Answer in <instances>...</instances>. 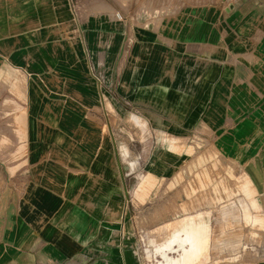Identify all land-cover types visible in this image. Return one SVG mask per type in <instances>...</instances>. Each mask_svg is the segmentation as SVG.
I'll use <instances>...</instances> for the list:
<instances>
[{
	"label": "crops",
	"instance_id": "1",
	"mask_svg": "<svg viewBox=\"0 0 264 264\" xmlns=\"http://www.w3.org/2000/svg\"><path fill=\"white\" fill-rule=\"evenodd\" d=\"M126 24L150 26L130 64ZM223 170L247 251L209 263L264 264V0H0V264H190L220 221Z\"/></svg>",
	"mask_w": 264,
	"mask_h": 264
},
{
	"label": "rangeland",
	"instance_id": "2",
	"mask_svg": "<svg viewBox=\"0 0 264 264\" xmlns=\"http://www.w3.org/2000/svg\"><path fill=\"white\" fill-rule=\"evenodd\" d=\"M111 12V15H117V10H114L113 8L110 10ZM126 12L129 14L133 13V9H126ZM132 21V20H131ZM126 35H125V48H126V64H130L129 62H131V57H130V54L133 53V51L131 52V50H133V44L135 42V38L134 36L136 35L137 36V39L139 37V33L140 31H145L147 29L150 28L149 25H134V24H126ZM85 25H83L84 27ZM101 30V26L99 25V27H97V25L95 26L94 28V31L99 33ZM116 26L112 27L110 26V32H109V41L107 44H109V47L110 48H117L119 42H118V34H116ZM105 43V44H106ZM117 58H114L113 57H110V61H111V64L114 62V64H118L117 62ZM113 61V62H112ZM128 66V65H127ZM92 69V68H91ZM116 74V73H115ZM114 79L116 80V75L114 77ZM113 85L110 87V98H114L116 99L117 101L119 100V96L117 94L118 90H117V81H115V83H112ZM122 102V100H121ZM124 102V100H123ZM122 102V103H123ZM114 110H112V106H110V114L113 113ZM126 112L127 113H131L133 112V106L131 104H129L127 102L126 104ZM115 113V112H114ZM109 114V115H110ZM109 118V117H108ZM111 119V120H110ZM109 123H110V126L111 128L115 127V124H117V122L114 120V118L111 116L109 118ZM143 124V127H149L148 125H146V123H142ZM125 127L127 129V134H129L128 132L133 130V128L135 127V123L133 120L129 119L128 116L126 117V120H125ZM131 134V133H130ZM127 142L128 143H132V141H134V137L132 136H127ZM149 137H142V140L143 142H149ZM149 149L147 148H143L142 149V154L145 156L147 153H148ZM148 156V155H147ZM148 161L147 160H143V163L140 167V169H138L136 171V173L133 175H143L144 174V169H146V166H148ZM148 169V168H147ZM149 170V169H148ZM208 172L209 170H207V179H208V182L210 180L209 176H208ZM181 170H178V177L181 178ZM210 175V174H209ZM238 178H240L238 176ZM141 179V178H140ZM223 181H222V186H221V193L223 195V198H222V201H221V205H220V221L217 223V228L216 230L212 227V225H210L208 222H207V225L209 226V229H210V232H209V239L206 243V247L203 248L200 252V256H198L196 258L195 261L191 262L190 264H203V263H199V261H206L208 262V264H210L209 262L214 259V256H217V257H220V258H223V259H228L230 254L231 253H235V251H238L239 253L241 252H246L247 249H242L240 248L241 247V244L243 241L246 242L247 240V237L249 235L246 234L245 231L241 230V227L242 225H248V221H246V218L245 217H241V216H238L237 218L235 216H230V212H231V201L228 200V194L230 192V179L232 180H235V178H233V175L230 173L229 170H223ZM149 180V179H148ZM241 180V179H240ZM149 181L146 182V185L144 187V185L142 186L141 190H143V192H148L149 190ZM211 182V181H210ZM209 182V183H210ZM233 186V185H232ZM234 189V186L232 187V190ZM161 190H159V193H160ZM237 191L238 193H243V186L242 184H240V181L238 180V188H237ZM175 193L177 194L176 195V200H175V204H174V209H173V212H174V216L172 217H169L168 218V222L170 223L169 224V228H171V225L173 224V227H176V228H179L180 225L182 224V220H183V217L181 216L182 212H183V206H182V202H181V187H179ZM233 193V192H232ZM225 196V197H224ZM225 198L227 200H225ZM211 204H209V202L207 201V205L208 207H211L213 202L211 201L210 202ZM150 202L148 201L147 202V205H149ZM236 205V208L239 209V212H240V209L241 208H245L246 206L244 205V202H232V208ZM148 209V208H147ZM166 207L164 205V203L162 204V202H158V210H165ZM153 220H155V218H152ZM158 220H164L165 218H161V217H158L157 218ZM248 222V223H247ZM147 223L149 224V218L147 219ZM166 224V221L164 220L163 221V225ZM238 226L239 228V231L236 232V233H231V230H233L235 228V226ZM175 228V229H176ZM165 227L163 228H159L158 231H154L153 233H150V232H146V234H143V247H142V255L143 257H146V253H145V249L146 248H154V241L156 242H163L165 241V237L169 235L165 233ZM214 230V231H213ZM218 230V232H217ZM254 236V237H253ZM253 236H250L252 238V241H253V238H257L259 235L258 234H253ZM233 240L232 244H231V241L230 240ZM152 240H154L152 242ZM256 243H259L260 245H264V235L262 234L261 237H260V240L257 241ZM244 244V243H243ZM213 245H217L215 248ZM205 246V245H203ZM235 246H237L238 248H235ZM155 260H158V259H153L152 261H149L148 264H156L155 263ZM223 264H226V263H223Z\"/></svg>",
	"mask_w": 264,
	"mask_h": 264
},
{
	"label": "bare ground",
	"instance_id": "3",
	"mask_svg": "<svg viewBox=\"0 0 264 264\" xmlns=\"http://www.w3.org/2000/svg\"><path fill=\"white\" fill-rule=\"evenodd\" d=\"M187 229H188V227H182V228H179V229L176 230V232L174 233V236H173L174 243L176 242V240L179 239V236H180L181 233L186 232V234H187ZM195 229H198V227H195ZM194 235L197 238L198 233L196 232ZM160 255L162 256L163 254H160ZM147 258H149V252H147ZM164 260H165V263L159 262L158 264H184L182 262V259H179L178 257H171V258L167 257Z\"/></svg>",
	"mask_w": 264,
	"mask_h": 264
}]
</instances>
